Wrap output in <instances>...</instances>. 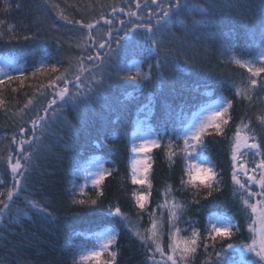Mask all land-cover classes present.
I'll use <instances>...</instances> for the list:
<instances>
[{
	"label": "trees",
	"instance_id": "1",
	"mask_svg": "<svg viewBox=\"0 0 264 264\" xmlns=\"http://www.w3.org/2000/svg\"><path fill=\"white\" fill-rule=\"evenodd\" d=\"M187 2L192 6H202L207 31L199 33L200 39L195 48L189 46L196 39L191 35L183 47L178 46V41L169 40L166 43L165 47L172 49L171 53L161 51L158 54L160 59L168 61L163 66V84L156 78L155 67L148 78L132 79L136 75L131 68L132 61H139L141 73H148V65H155L157 59L156 49L150 48L148 37L143 36L116 56L114 63L119 74L127 75V78L118 80L113 75L108 92L93 106L94 110L89 108L84 115L78 111L76 102L64 106L63 118L51 125V134L42 138L44 146L39 149L36 161L39 167L25 173L29 191L23 193L20 199L14 197L20 209L24 208L26 201L23 197L27 196L41 202L53 213V217L44 218L33 210L23 215L22 226L13 222L5 229L0 225V264H73L74 257L78 258L83 250L96 245L94 234L108 227H115L119 233L117 244L113 246V250L118 249L116 264H146L149 255L146 248L124 222L107 215L109 206H119L131 225L141 231L150 227L149 211L155 212L158 220L163 215L164 243L167 245L169 213L167 209L157 208V204H163L164 193L169 187V202L174 197L184 205L177 224L182 230L180 239L190 236V227L199 228L203 234L208 217L214 213L233 217V223L240 225L231 239L218 238L215 248L210 245L207 252L203 248L198 249L190 264H205L208 257H211L210 264H214V252L228 243L250 242L247 230L249 210L242 206L239 195L233 194L236 186L231 179L230 142L236 126L245 123L253 130L250 135L254 134L264 149V123L258 119L264 115V90L257 88L252 93V101L236 95L234 84L246 83L249 73L232 63L228 56L235 54L248 60L259 51L256 44L259 31L254 26L261 15L258 7L260 0ZM140 3L141 8L136 9L135 0H0V33H3L0 36V65L10 70L14 77L21 73L25 77L22 83L20 80L5 79V83L0 84V181H3L0 190H6L14 183L6 164L9 152L14 157L18 155L17 145L12 142L13 135L19 140L22 135L19 128L30 129L31 119L37 113L43 115L42 110L47 107L54 91L48 86L49 80L61 73L71 79V74L78 69L77 58L89 54L83 47L87 37V29L83 25L99 21L93 30L97 39L109 29L113 38H118L123 35L119 31L124 27L120 24L121 20L128 25L129 21L138 23L141 16H146L145 0H140ZM226 3H235L243 16L213 7ZM6 5H11V8L6 10ZM113 7L117 9L115 13ZM148 7H152L151 0H148ZM122 8L123 12L120 11ZM60 10L68 20L59 16ZM129 10L136 11L138 15L130 17ZM201 15L199 9L190 7L181 16L173 18L171 27L176 37L183 39L185 36L182 21L191 24L193 19L200 20ZM102 16L112 23L107 24ZM24 36L34 38L25 40ZM221 41L235 45L231 53L221 54ZM185 58L193 63L185 64ZM41 65L44 69L37 72ZM52 66L57 68L55 73L51 71ZM33 72H36L35 76ZM261 79H264V74H261ZM82 81L88 83L83 77ZM57 83L63 87V83ZM69 88L75 91L74 85H69ZM221 97L232 101V118L223 136L205 137V155L216 166L221 180L220 191L205 199L203 189L196 196L194 186H181V177L187 179L184 161L176 159L170 164L166 155L167 144L171 140L174 147H183V140H177V136L183 135L181 116L184 125H187L205 106ZM29 99L32 104L26 108ZM83 120L87 123H82ZM68 123L73 126L72 129L67 126ZM30 136L29 131L24 138ZM145 136L158 139L160 147L149 151L152 167L148 178L152 189L147 210H140L132 193L147 192L148 189L132 183V147L139 145ZM93 158H99L108 169H112V175L106 177L101 186L104 194L99 198L96 195L98 190L92 186H87L82 195L78 191L85 182L87 165ZM246 159L248 166L253 167L255 158L249 154ZM74 165L78 166L75 171ZM242 179L246 180L245 177ZM21 183H24L23 179ZM253 189L257 190V187ZM74 193L77 199H97V204H73ZM194 199H198L199 204L194 203ZM189 219L191 224L185 222ZM165 251H168L167 247ZM228 254L239 264L240 249H229ZM106 258L107 254L102 257ZM156 258L160 259L159 254ZM253 259V254L244 253L245 261Z\"/></svg>",
	"mask_w": 264,
	"mask_h": 264
},
{
	"label": "snow or ice",
	"instance_id": "2",
	"mask_svg": "<svg viewBox=\"0 0 264 264\" xmlns=\"http://www.w3.org/2000/svg\"><path fill=\"white\" fill-rule=\"evenodd\" d=\"M152 7H148V0H145L144 9L146 16L140 17V22H128L125 25V21L121 20L120 24L124 25L119 31L123 32V35L118 38H113V32L109 29L106 33L102 34L99 39L93 35V30L99 21L94 23H88L83 25L87 29V37H85V43L83 47L88 51L87 56L78 57V69L75 73L71 74V79L68 75L61 73L54 79L49 80V87H52L54 91L51 93L52 98L47 101V107L43 108V115L37 113L35 118L31 119V128L27 129L23 126L19 128V132L22 134L21 138L17 140V137L13 135L12 142L17 145L18 155L15 157L11 152L6 157V164L11 170V175L14 183L10 188L6 190H0V225L6 229L9 223L21 224L23 215L35 210L37 214L44 218L53 217V213L45 208L39 201L29 199L24 196L26 201L23 209H20L14 200V197L20 199L23 193L28 192L27 187L28 176L25 173H31L35 168H38L37 158L39 157V149L44 146L45 135L51 134V125L62 117V109L70 102H76L78 111L87 114L89 108H93L94 105L102 99L110 87V83L113 75L116 79H125L127 75L121 76L115 65L114 61L117 55L123 52L129 44L132 42H139L143 36H147L149 40V47L155 48L157 53V59L155 65L149 64V72L141 73L137 68L136 75L132 79L148 78L152 75V69L156 68V78L163 84L165 79V73L163 66L168 61L167 59H160L159 53L164 51L166 54L171 53L172 49L166 48V43L171 41H178L179 47H183L187 37L189 35L194 36L195 41L189 45L195 48L196 42L199 41V33L207 31L206 18L203 15V8L200 5H190L187 0H151ZM20 5L18 4L17 7ZM135 8L140 9V0H135ZM58 7V5L56 6ZM199 9L202 13L200 20L193 19L191 24L182 21L185 29L184 38L176 37L172 31V19L181 16V13L189 8ZM214 8H220L221 10L233 13L238 16H243V12L235 3H226L222 5H213ZM258 7L261 9V15L254 26L258 28L259 39L256 44L259 51L254 53L248 60H243L237 57L235 54H230L228 59L238 65L239 67L246 69L249 73L247 82H241L240 85H235V94L247 99L253 100L252 93L260 88L264 90V79H261V74H264V0H260ZM11 5H6V10L10 9ZM112 11L115 13L117 9L113 7ZM121 12L124 9H120ZM59 16L68 20V17L64 15L63 10L59 11ZM128 15L137 16L136 11L129 10ZM104 19L107 24H111L112 21ZM71 23V21H69ZM79 23V22H77ZM11 30V29H10ZM3 33H0L2 36ZM255 36V32L253 33ZM32 36H24L23 39H33ZM113 44L116 45L113 48ZM206 46V45H205ZM81 47V45H77ZM221 54L231 53L232 48L235 47L233 43L227 41H221ZM185 58V64H192ZM44 65L38 68L36 71H42ZM51 71L55 73L57 68L52 66ZM87 73V75H85ZM36 72H33V76ZM97 76L99 77L97 79ZM82 77L88 80L85 84L82 81ZM5 79L8 81L20 80L21 83L25 77L23 73L19 76H12L11 72L6 70L3 65H0V84L5 83ZM57 81L63 83L61 87ZM234 83V82H233ZM69 85L75 86V91H70ZM59 101V105H58ZM32 104V100H28V105ZM55 106V107H54ZM233 104L231 100L221 97L214 103V106L207 111L206 115L193 119L192 122L184 125L182 116L180 123L183 125V135L177 136V140H183V147L173 146V141L169 140L167 144V158L170 164L175 163L176 159H182L184 161L185 175L187 179L181 177L180 184L182 187L189 185L196 188V196H199L200 190L203 189L206 192V197H211L213 192L220 191L221 180L219 179V173L216 166L205 155L207 145L205 144V137L218 135L223 136L225 127L231 120L230 110ZM261 123H264V115L258 117ZM82 123H87L83 120ZM113 123H115L113 121ZM67 126L72 129L73 126L68 123ZM31 132L29 138L24 136ZM253 130L249 124L242 123L236 126V131L233 134L231 144V179L236 186L234 195H239L242 206L249 210V222L247 223V230L250 233V242L232 244L228 243L226 247H222L219 251L214 252L215 260L214 264H236V261L232 256L228 254L229 249H240V261L239 264H264V149H262L261 143L257 137L252 133ZM39 133V134H38ZM107 139V138H106ZM106 142V140L104 141ZM160 147L158 139H142L139 145H133L132 152L144 153L145 158L143 160L134 159L131 165V180L133 184H139L146 186L147 192H133L132 195L135 198V203L140 210H147L149 203V197L151 195L152 184L148 178V174L152 167L150 160L151 157L147 156V153L151 148ZM27 149V150H26ZM251 154L255 159L252 163L253 167H249V161L246 157ZM14 161V162H13ZM23 161V163H22ZM104 161L99 158L88 165V168L95 166V171L86 170L85 184L79 186V194H84V189L90 183L94 189H97V198L103 196L102 185L105 178L112 175V169L104 167ZM78 166L74 165V171ZM245 177L246 180L241 179ZM23 179L24 183H21ZM3 183V181H0ZM258 186L259 191H253V187ZM171 189L164 193L163 204H157V208H164L168 210L169 231L167 233L168 243H164V218L156 219L155 212L149 211L150 227L141 231L138 227L131 225L129 218L125 213L121 211L119 206H109L107 215L114 218H119L126 224L132 231L133 235L142 243L148 252L146 264H190V261L197 254L198 249L203 248L205 252L211 245L215 248L216 241L231 239L236 231H239L240 225L233 223V217H229L225 214L214 213L208 217L205 231L202 234L199 228L190 227V236L184 239H180L181 228L177 226L180 216V211L184 208L183 204H180L173 197L171 202L168 200V196ZM76 193L73 194L72 203L76 205H96L97 199H77ZM199 204L198 199L193 201ZM15 208V216H13V210ZM30 218V217H29ZM191 224V220L185 221ZM22 226V224H21ZM96 245L92 249L83 250L78 258L73 259V264H87L89 261H94L95 264H116L118 249L113 250V246L117 244V238L119 233L115 227L104 228L101 232L95 233ZM167 247L168 251H165ZM251 253L254 256L252 261L244 260V253ZM107 254L106 259L102 257ZM157 254L160 259L157 260ZM211 257L206 259L205 264H210Z\"/></svg>",
	"mask_w": 264,
	"mask_h": 264
},
{
	"label": "rangeland",
	"instance_id": "3",
	"mask_svg": "<svg viewBox=\"0 0 264 264\" xmlns=\"http://www.w3.org/2000/svg\"><path fill=\"white\" fill-rule=\"evenodd\" d=\"M131 68L134 70V71H136L137 70V68H139L140 69V66H139V61H136V60H134V61H132V63H131ZM6 70H8L7 68H5ZM8 71H10V70H8ZM140 71H141V69H140ZM11 72V71H10ZM219 100V99H218ZM215 103V102H214ZM214 103H212L211 105H207V106H205L201 111H200V113L197 115V117L196 118H198V117H202L203 115H206L207 114V111H209L213 106H214ZM195 118V119H196ZM145 138L146 139H156V138H154V137H149V136H145ZM144 138V139H145ZM147 156H149V152L147 153ZM145 158V154L144 153H134V157H133V160L134 159H138V160H143ZM97 158H93L92 160H90L89 161V163H88V165L89 164H92L93 163V161L94 160H96ZM14 162V161H13ZM88 165H87V169H88V171H95V166L93 165V167L92 168H88ZM104 167L105 168H108L107 166H106V164L104 163ZM241 179H242V177H241ZM84 184H85V182H84ZM88 186H92L90 183L88 184ZM254 187H257V190H255V189H253V191H259V188H258V186H254Z\"/></svg>",
	"mask_w": 264,
	"mask_h": 264
}]
</instances>
